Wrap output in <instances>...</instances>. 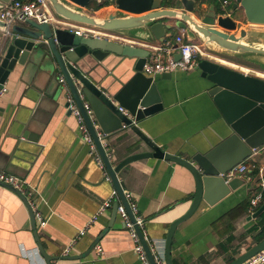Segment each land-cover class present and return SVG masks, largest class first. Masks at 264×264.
Segmentation results:
<instances>
[{"label": "crops", "instance_id": "1", "mask_svg": "<svg viewBox=\"0 0 264 264\" xmlns=\"http://www.w3.org/2000/svg\"><path fill=\"white\" fill-rule=\"evenodd\" d=\"M163 1V8L183 9L181 0ZM215 1L196 0L193 17L201 21ZM3 3L0 0V9ZM109 3L97 8L94 1L84 11L96 17L116 13L115 0ZM241 14L239 10L234 17L238 28L249 23ZM72 24L77 29L84 27ZM183 30H173L166 41L173 42ZM5 32L0 27V48ZM136 32L143 33L139 29ZM104 38L150 50L148 61L156 55V47L164 44L128 35ZM134 63L125 58L112 64L109 77L111 90L119 94L126 108L137 106L140 93L134 80ZM141 75L157 83L163 109L138 122V126L164 151L186 156L195 150L198 141L205 139L214 145L223 138V114L209 94L211 82L201 70H179L169 77H151L143 71ZM44 80L39 72L17 65L0 97V169L24 178L36 190L46 219L45 225L35 219L34 229L23 197L0 185V264H49L39 244L48 254L59 257L51 264H142L131 234L119 212H115L116 204L122 200L103 161L97 160L90 144L80 136L79 121L68 109V92L60 89L56 81L48 85ZM94 123L113 165L134 153L151 150L130 129L106 135L96 120ZM96 149L101 158L97 145ZM245 164L250 181L241 178L243 184L214 204L202 200L195 213L177 226L171 247L172 264H230L264 239L259 240L264 233V214L252 217L264 202L256 209L251 205V200L264 192V145L255 149ZM118 177L129 204H136L144 220L141 230L146 241L166 264V239L171 225L192 205L196 193L194 176L181 164L150 157L128 164ZM108 199L113 200L111 206L99 213ZM83 229L85 234L80 235ZM97 245L103 248V254ZM68 246L72 249L68 256L72 258L64 255Z\"/></svg>", "mask_w": 264, "mask_h": 264}, {"label": "water", "instance_id": "2", "mask_svg": "<svg viewBox=\"0 0 264 264\" xmlns=\"http://www.w3.org/2000/svg\"><path fill=\"white\" fill-rule=\"evenodd\" d=\"M1 1L7 3L11 0ZM94 1L102 0H49L53 11V16L49 20L46 21L44 17L40 20L26 19L25 25L15 24L10 33H4L0 48V89L17 65L39 72L48 85L56 81L60 89L65 88L68 96L74 98L81 110L100 152L104 169L133 221L135 216L118 177L122 168L134 161L155 157L181 164L192 173L196 181V193L192 205L185 215L171 225L166 239V264H172L171 247L177 226L195 213L202 200L214 204L243 184L241 178L229 179L228 173L250 158L255 149L264 145V78L210 59H201L196 69L201 70L202 76L211 82L209 94L214 98L224 118L221 133L223 138L214 145L205 139L198 141L195 150L187 153L186 156L168 153L138 126V122L163 109L157 83L153 78H144L141 75L151 51L104 37L79 34L73 29L64 27L61 21L116 33L117 36L128 35L148 42L157 40L161 43L172 35L173 30L184 29L190 39L198 38L205 47L213 46L222 52H227L226 54L264 55V43L258 45L248 40L256 37L264 42V32L238 28L237 22L231 16L223 17L214 10V6L206 17L198 21L192 15L196 0H181L182 10L163 8V0H115L118 11L104 17H96L84 11ZM239 7L243 8L249 23L264 25V0H235L232 11ZM216 26L221 27L222 30ZM0 27H5L1 19ZM138 29L143 33H135ZM125 58L135 61L134 80L140 86L137 106L134 108L124 107L119 94L113 92L110 85L112 64ZM180 58L181 54L177 52L175 59ZM164 75L169 77L171 73ZM85 102L90 104L94 119L84 108ZM120 107L126 108L127 113ZM94 120L99 123L102 132L106 135L118 130L130 129L151 150L134 153L117 165H113L101 142ZM31 140L36 141L33 138ZM0 185L13 189L10 185L3 183ZM23 199L31 212L36 229L34 213L26 198ZM118 206L117 203L116 213ZM262 212H264V203L252 214V217L255 218ZM136 228L152 264H156L141 228L138 225ZM39 249L49 264L59 258L48 254L42 244H39ZM262 250H264V239L230 264H242ZM66 258L72 257L67 255Z\"/></svg>", "mask_w": 264, "mask_h": 264}, {"label": "built area", "instance_id": "3", "mask_svg": "<svg viewBox=\"0 0 264 264\" xmlns=\"http://www.w3.org/2000/svg\"><path fill=\"white\" fill-rule=\"evenodd\" d=\"M53 16L52 7L50 5L49 0H31V1H23V0H11L10 2L4 3L0 9V19L5 23V34L10 33L12 27L15 24H19L24 22L26 19H35L40 20L42 17L45 20H49ZM63 21H61V24ZM68 23V22H67ZM70 23V22H69ZM63 24L64 27L75 30L79 34H87V35H97V37H111L116 36L110 32H103L88 26L81 27V29H77L72 23ZM96 37V36H95ZM174 42V43H173ZM165 41L162 46L156 47L155 56L152 57L149 61L145 63L143 67V72L151 77H154L158 74L164 73H173L175 71H191L196 68L198 62L203 59L206 55L204 45L202 43H198L189 38L186 30H183L181 34L175 37L174 41ZM177 46H174V45ZM188 48L191 51L190 58L188 60L184 59V49ZM180 53L181 58L175 59L174 53ZM162 53H165V56L162 57ZM6 92V88L0 89V97ZM84 108L87 110V113L90 115L92 119H94L93 110L88 102L84 103ZM68 109L70 113L75 115L79 121V134L80 136L90 144L93 154L97 156V160L102 163L101 158L97 155V149L95 141L90 133V130L85 122V119L81 113V110L77 106L74 98L70 95L68 97ZM120 109L127 113V111L120 107ZM247 165L245 161L236 166L233 170H231L227 177L233 178L234 176L243 178L247 181L251 180V176L247 173ZM0 183L10 185L13 189L21 196L25 197L28 205L32 209L35 219L41 224H46L45 216L40 210V201L37 196L36 190L31 187L27 181L19 177L17 175L8 173L0 169ZM116 194V192H115ZM112 199L106 200L99 211V213H104L112 204ZM263 202V194H258L251 200L252 209H256ZM131 210L135 216V221L132 220L128 210L124 206V204L120 203L118 206V212L121 215V218L124 222L125 228L131 234L132 239L134 240V251L138 256L139 260L142 264H152L149 255L145 249V246L141 240V237L138 233L136 226L138 225L142 228L143 218L138 215V208L135 203H130ZM85 234V229L80 231V235ZM98 251L103 254V248L97 245ZM71 246H68L64 255H68L71 252ZM151 253L154 257L156 264H165V260L158 256L155 253L154 248H150ZM53 264H58L53 263ZM242 264H264V250L259 252L258 254L252 256Z\"/></svg>", "mask_w": 264, "mask_h": 264}, {"label": "rangeland", "instance_id": "4", "mask_svg": "<svg viewBox=\"0 0 264 264\" xmlns=\"http://www.w3.org/2000/svg\"><path fill=\"white\" fill-rule=\"evenodd\" d=\"M244 17H245V15H244ZM243 28H247V29H250L252 31L264 32V25L245 23ZM248 40L250 42H256L257 44L258 43H264V42H262V40H260L256 37H251ZM198 43H201V41H199ZM204 49L206 52V55L204 58H212L221 64L230 65V64L222 62L220 60V59H224L226 61L238 64V66L230 65V66L234 67L235 69L242 70L247 74L257 75L259 77L264 78V55H258V54H226L227 52H222L221 50L216 49L213 46L209 47V48L204 47ZM245 68H247L249 70H245Z\"/></svg>", "mask_w": 264, "mask_h": 264}, {"label": "flooded vegetation", "instance_id": "5", "mask_svg": "<svg viewBox=\"0 0 264 264\" xmlns=\"http://www.w3.org/2000/svg\"><path fill=\"white\" fill-rule=\"evenodd\" d=\"M234 3H235V0H216L215 3H214V10L218 14H221V15L223 14L226 17L231 16L233 19L236 16V13L239 10L242 11L243 14L245 15L244 10L241 7L235 9L234 11H232ZM243 14H241L243 16V20H246V18L244 17Z\"/></svg>", "mask_w": 264, "mask_h": 264}, {"label": "trees", "instance_id": "6", "mask_svg": "<svg viewBox=\"0 0 264 264\" xmlns=\"http://www.w3.org/2000/svg\"><path fill=\"white\" fill-rule=\"evenodd\" d=\"M23 1H31V0H23ZM96 3H97V8H101L102 6H106V5L110 4L109 0H105L104 2H102V1L101 2H96ZM263 202H264V192H263ZM262 214H264V212H262ZM259 238H260L259 240L263 239L264 238V233H262Z\"/></svg>", "mask_w": 264, "mask_h": 264}, {"label": "clouds", "instance_id": "7", "mask_svg": "<svg viewBox=\"0 0 264 264\" xmlns=\"http://www.w3.org/2000/svg\"><path fill=\"white\" fill-rule=\"evenodd\" d=\"M190 55H191V51H190V49L185 48V49H184V59H185V60H188V59L190 58Z\"/></svg>", "mask_w": 264, "mask_h": 264}, {"label": "bare ground", "instance_id": "8", "mask_svg": "<svg viewBox=\"0 0 264 264\" xmlns=\"http://www.w3.org/2000/svg\"><path fill=\"white\" fill-rule=\"evenodd\" d=\"M220 60H224V59H220ZM224 61H226V60H224ZM245 69H247V68H245ZM249 70V69H248ZM263 74V73H262Z\"/></svg>", "mask_w": 264, "mask_h": 264}]
</instances>
